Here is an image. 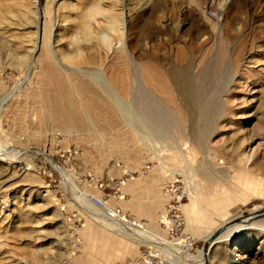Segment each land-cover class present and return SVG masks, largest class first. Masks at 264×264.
Segmentation results:
<instances>
[{
    "label": "rangeland",
    "instance_id": "374dc122",
    "mask_svg": "<svg viewBox=\"0 0 264 264\" xmlns=\"http://www.w3.org/2000/svg\"><path fill=\"white\" fill-rule=\"evenodd\" d=\"M87 2L0 0V102L13 92L0 110V148L9 152L0 157V264H185L184 253L115 227L149 232L198 258L204 231L264 209V0H123L126 42L83 68L103 72L125 103L136 102L139 87L165 110L171 139H155L146 125V143L104 94L102 115L88 112L100 127L84 129L76 101L92 94L49 92L45 28L58 57L72 53L67 28ZM15 58L27 59L24 68ZM184 70L187 80L209 84V101L219 100L210 127L178 79ZM113 181L123 182L120 198ZM257 227L217 243L208 264H264Z\"/></svg>",
    "mask_w": 264,
    "mask_h": 264
},
{
    "label": "bare ground",
    "instance_id": "6f19581e",
    "mask_svg": "<svg viewBox=\"0 0 264 264\" xmlns=\"http://www.w3.org/2000/svg\"><path fill=\"white\" fill-rule=\"evenodd\" d=\"M88 2L86 4L87 11L85 9V11L83 12L79 24L77 26L72 25L67 28L68 31L73 33L76 30L75 28H77L80 25H83V28L78 34L80 37V40L71 44L72 50H73L72 53H68V54L59 53V57H58L57 54L52 49L51 35H50L51 32L49 31V30H52V27H50L49 29L47 27L45 28L44 45H43V50H42L41 61L45 67L46 79L48 81L50 94H76L78 90H81L82 92L86 93L84 94L85 96L87 94H92L93 97H91L88 100H86V98H83L82 96H78L79 100L76 101V104H77L76 112H78V114L76 115L77 119L75 123L80 128L93 129V128L100 127L101 121L98 122L97 119L95 120L92 119L91 116L88 114V112H89V108H93L94 110L97 111V114L102 115V111L104 108L102 94H104L106 97L109 98L111 102H113L114 109L118 110L119 115L120 114L122 115V116L120 115L122 120L126 122L128 125H130L132 128H134V130L138 133L139 137L141 138V140L144 141V143H146L145 139H146V136H148L144 132L146 125L147 127H149L150 131L154 133L155 139H158V140L171 139L172 130L174 129V122L166 114L165 110L149 96L147 91L138 87L136 94H139V96L136 99V102L135 103L133 102L125 103L118 96V94L114 91L113 86L108 82V79L103 75V72L93 71L88 68L87 69L83 68L84 65H89V64L93 65L97 63V61L102 62L101 53L103 52V49L98 47L97 44L90 43V41L92 40L100 41L103 39L102 36L97 35L96 33L102 28L105 21L91 19L94 12L103 11V9H100L99 5L94 6V8H88V6L90 5ZM107 7L105 6V8ZM116 7H118L120 11L124 10L123 5H118ZM34 13L36 16L39 15L37 8ZM35 21H36V24L38 25L39 22L37 18ZM108 23L112 25L120 23L122 26L123 24L121 21V15L113 11L111 18L108 20ZM93 24L95 25V30L90 31V28ZM26 25H29V27L31 26L30 23L29 24L26 23ZM37 34L38 33H36V35ZM84 41H88L89 43L83 44V48H82V42ZM105 46L108 48H113L111 43H107ZM4 48H5V45L0 46V57L5 55L3 53ZM82 51L85 53V55L83 56L81 55ZM121 56L119 54V56L116 57V60L123 59L121 58ZM26 60L27 59L21 58L19 59V62H18L16 61V58L13 59V61H16L14 62L15 66L19 68H24V65L26 64ZM119 63L120 62H118V64ZM187 75H188L187 71L185 70H184V73L177 72L178 79L181 85H183V88H184L185 93L187 94L188 100L193 102L192 104L197 105L200 109L198 117L202 125H206L207 127H210L211 122L214 121L213 117L218 112L217 103L219 100L218 98H216L213 102L209 101L208 100L209 96H207V94L209 95V89H210L209 84L206 90V86H203L201 84V80L199 78L198 79L192 78L190 80H187L186 79ZM73 82L76 83V86H75L76 88L74 86L70 87V84ZM11 94L7 95L0 102V110L2 106L4 105V103L8 99H10ZM61 104H62V101L60 105ZM61 106L63 107L65 114L68 115L69 112L67 108L69 107V104L64 103ZM112 108H110V110L108 111H109V114H112L114 116L115 111ZM104 111H105V108H104ZM207 127H205V129ZM213 127L214 125L212 126V129ZM205 129H202L201 131L202 132L201 137L203 138L202 140H206V138L209 136L207 133L208 131H205ZM36 153L39 154V152H36ZM8 156H9V152H6L5 149L0 148V157L8 158ZM46 157H47L48 162L61 175H63L65 179L69 178L67 173L64 170H62V168L58 167L49 156H46ZM105 208L107 207L104 206L103 209ZM255 215L262 216L260 220H263V221H261L258 224L253 223L252 221H253V218L255 217H252V216H255ZM252 216L243 218V221H242L243 223L234 225L227 232L221 234L217 238V240L212 241L211 247H210L211 250L214 248V246L217 243L228 241L230 239L232 240V242L238 241L237 237L241 230L250 228L255 225L258 226L257 228H259L264 233V227H261L262 225H264V209L256 211L255 213H253ZM115 230H116L115 232L119 234L121 233V231H123L126 234V236L130 239H134L135 236L137 238H145V240H147L148 242H151V243L154 242L157 248L160 247L159 245H161L162 247L160 248H164V249L166 248L167 250L174 251V253H178L179 255H181V253H184L185 257L183 258L185 259V264H204L205 260L206 261L208 260V256L210 254L208 253L205 258L204 257L205 254L201 253L198 258H193L189 254L188 252L189 249L187 247L185 249H182L175 244L165 242L163 239L157 240L155 239L156 236L152 235L149 232L139 231L138 229L136 230L137 231L136 232L135 229L133 230V228L131 227L129 229H124V228H121L120 225L119 226L116 225ZM157 242L159 245L157 244ZM188 244L191 246V243H188Z\"/></svg>",
    "mask_w": 264,
    "mask_h": 264
},
{
    "label": "clouds",
    "instance_id": "9594fccd",
    "mask_svg": "<svg viewBox=\"0 0 264 264\" xmlns=\"http://www.w3.org/2000/svg\"><path fill=\"white\" fill-rule=\"evenodd\" d=\"M123 2V0H92V3L88 6V8H94V6L99 5L100 9H103V11H96L92 15L91 19L92 20H104L105 23L102 26V28L96 33L97 35H100L103 37L102 40L96 41L92 40L90 43H95L97 44L98 47L102 48L104 51L109 52L112 49L106 47L105 45L107 43H111L113 47L116 45H121L123 46L124 43L126 42V21L123 23L121 26L120 23H117L115 25L109 24L108 20L111 18V15L114 12H119V8L116 7L120 5ZM105 5L108 7L105 8ZM87 11V9H86ZM83 28V25H80L76 28V30L68 37H65V40L70 43V46L72 43L80 40L79 37V32ZM91 30H95V25L93 24L90 28ZM89 43L88 41L82 42V48L83 44ZM81 55H85V53L82 51Z\"/></svg>",
    "mask_w": 264,
    "mask_h": 264
},
{
    "label": "water",
    "instance_id": "95a60500",
    "mask_svg": "<svg viewBox=\"0 0 264 264\" xmlns=\"http://www.w3.org/2000/svg\"><path fill=\"white\" fill-rule=\"evenodd\" d=\"M252 215H253V214H251L249 217H251ZM252 217H255V218H253V220H259L260 218H262V216H257V215L252 216ZM242 221H243V218H242V217H237V218H234V219L228 221L227 223L223 224V225L220 226L219 228H217V229L215 230V232H214L213 234H211L207 240H205V242H204V244H203V246H202V252L205 254L204 257L206 258L207 254L211 252V251H210V250H211L210 247H211V243H212V241L217 240V238H218L221 234L227 232V231H228L231 227H233L234 225H236V224H240V223H243ZM209 248H210V249H209ZM207 261H208V260H207ZM207 261L205 260L204 264H208Z\"/></svg>",
    "mask_w": 264,
    "mask_h": 264
},
{
    "label": "built area",
    "instance_id": "2783aa9c",
    "mask_svg": "<svg viewBox=\"0 0 264 264\" xmlns=\"http://www.w3.org/2000/svg\"><path fill=\"white\" fill-rule=\"evenodd\" d=\"M121 184H123L122 181H113V182H112V184H111V189L113 190V191H112L113 197H115V198H120V196H119V187H120ZM103 190H104V187H103ZM90 201H91V203H92L94 206H96V207H101V208L104 207V202H103L102 200H100V199H97V198L92 197ZM116 212L119 213L118 210H116ZM119 214H120V213H119ZM123 216H124V215H123ZM124 217H125V216H124ZM79 222H80V221H79ZM129 223H130V225H132V226H135V227L140 228V229H142V230L144 229V228H143V226H144V222L136 223V222H134V221H129ZM185 241H187V239H186ZM188 243H191V242L188 241L187 244H188ZM191 246H192V243H191ZM191 246H190V247H191Z\"/></svg>",
    "mask_w": 264,
    "mask_h": 264
},
{
    "label": "crops",
    "instance_id": "0c3cea01",
    "mask_svg": "<svg viewBox=\"0 0 264 264\" xmlns=\"http://www.w3.org/2000/svg\"><path fill=\"white\" fill-rule=\"evenodd\" d=\"M208 230L207 231H204L200 236H201V239L200 240H202L203 242H205V240H207L208 239V237L211 235V234H213V233H210V234H208ZM158 237V236H157ZM135 243V242H134ZM139 244H140V242H138Z\"/></svg>",
    "mask_w": 264,
    "mask_h": 264
}]
</instances>
